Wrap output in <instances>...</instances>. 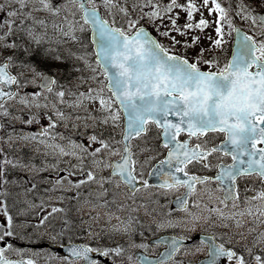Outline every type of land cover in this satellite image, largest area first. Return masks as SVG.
<instances>
[{
	"label": "snow or ice",
	"instance_id": "obj_1",
	"mask_svg": "<svg viewBox=\"0 0 264 264\" xmlns=\"http://www.w3.org/2000/svg\"><path fill=\"white\" fill-rule=\"evenodd\" d=\"M126 3L127 0H124V3L120 0H99V3L98 0H10L6 6L0 2V12L8 9L5 18L0 19V54L4 50L14 52L21 47L15 40L10 39L11 37L27 40L36 45L44 41L46 32L44 35H37L35 27L46 29L48 25L45 19L37 18L35 13H47L52 17H59L62 12L65 13L63 22L67 25V30L55 22L52 27L73 41L77 40L75 25L82 21L79 31L88 30L85 28L88 26L96 45V67H93L84 56L75 58L83 61L85 67L91 71L93 75L89 79L92 81H98L97 72L98 69H102L111 96L105 98L103 87L95 89L89 86L86 91L78 90L73 93L69 90L68 95L73 97L71 103L64 99L66 95L64 90L56 91L54 93L56 101L70 108H84L85 101L98 104V110L107 113L100 121L103 125H108L111 120L113 126H118L116 122L119 121L120 112L123 111L127 118L126 127L122 133L123 141H130L133 136H141L148 130L149 123L162 129L165 140L163 147L168 149V153L165 159L160 161L159 166L149 173L158 177L160 183L150 185L148 180L143 179V172L136 171L138 162L133 159L134 154L128 143H124L123 152H121L96 134L89 135L85 144L55 132L54 130L61 123L67 128V121L72 117L62 111L56 102H48V96L45 93L53 94V86L57 81L46 71L37 70L31 64H21L19 67L32 74V79L26 81L23 86L30 83L38 90L25 95L15 90L6 91V88L13 85L17 88L22 87L20 76L24 73L13 75L10 71L12 67L18 66L13 56L6 57L0 63V117L10 118L13 122L19 121L27 125H40L41 119L46 120L47 123L38 133H19L15 137L9 134L8 140L4 141L0 137V141L9 146L13 139L43 146L44 155L53 157L56 163L46 165L38 171L66 173L63 176H57L52 187L48 189L49 192L79 190L82 186L95 184L100 189L97 193L98 197L103 198L108 194L105 184H113L116 188L123 185L133 195L141 190L137 187L138 184L144 189L155 187L162 195L183 188L185 190L183 198L178 196L177 202L182 207L186 219L181 220L180 223L196 225L202 219L207 221L208 218L203 216V210L215 213L221 221L220 227L227 228L229 225L225 221L233 220L239 228L241 221L236 217L245 215L255 217L260 223H264V187L248 199L252 207L241 212L226 214L222 208L207 209V206L202 209L200 203L194 202L191 207L201 209L200 214H197L190 210L188 204V198L196 193V186L209 181L214 180L224 191V197L219 201L224 208H228L229 203L233 208L238 207L236 201L239 196L235 189L238 177H254L264 185V147H258V145H264V14L256 12L251 4H244L243 0L237 5L238 11L235 14L249 24V32L252 33L250 35L234 26L229 16L231 6L225 8L218 0H202L200 6L195 0H186L184 4L179 3L178 0H168L166 4L162 3V0H136L132 6V12L138 14L136 18H133ZM13 4L18 7L12 8ZM210 4L211 7H209ZM101 6L112 17L110 20L100 15ZM259 6L264 8V0H260ZM201 7L207 8L210 15L215 13L216 18L209 21L201 13L199 21L193 23L194 13L199 12ZM25 9L28 10L25 11ZM113 9H118L122 14L123 26H116ZM176 9L187 14V22L183 27L177 24L179 13L173 15ZM77 14L80 21L74 19ZM69 15L73 17V20H69ZM165 19L169 22L167 25L164 24ZM27 21H31L30 26H26ZM142 22L151 24L160 36L170 41L172 48L181 44L185 49L194 48L200 40L199 36H193L191 43L187 41L182 43L176 35H172L173 32L179 36H187L190 30L203 32L214 25L215 39L208 37L211 47L200 48L195 59L190 62L185 56L175 54L172 48H166L147 31ZM225 25L229 29L227 33L224 30ZM162 28L166 30L161 31ZM233 33H235L234 36H232ZM225 35L232 37L233 40L232 54L227 62L221 65L219 58L215 56L205 59L206 51L225 50L224 45L227 43ZM24 51L27 52L28 49L24 48ZM52 59L63 62V58L59 55ZM202 65H206L208 70H201ZM75 70L81 71L79 68ZM85 82L81 77L80 84L83 85ZM41 99L45 102L41 103ZM9 102L19 103L30 112L32 109L37 111L27 119L13 116L9 111L11 106ZM114 104L118 107L113 108ZM170 116L177 117V122L169 119ZM79 119L80 117L77 116L76 120ZM76 126L73 124V127ZM209 132L222 133L225 137L224 144L221 147L208 148L206 142L190 145L188 141L181 142L178 139L182 133H186L189 139L195 137L199 141ZM96 144L99 147H93ZM218 151H222L225 156H231L233 163L227 166L217 165L219 171L215 177L190 174L189 165L201 164L204 168H210V164L205 161ZM104 152H107L109 156L118 155L120 160L105 161L101 155ZM65 157L68 159L65 160ZM152 159L155 157H148L143 163H148ZM61 162L66 163L67 168L61 169L59 167ZM8 167L37 171L31 165L10 159L5 155L4 148L0 147V188L9 183L5 178ZM105 169L110 170V175L98 176L97 172ZM76 176L80 179L75 181L71 179ZM226 181L230 182L227 188L224 187ZM35 187L36 185L33 184L28 191ZM5 196L7 191H0V197ZM52 199L53 197L50 196L49 200ZM55 200L62 202L63 197H55ZM108 203L110 202L104 200L103 203L93 206V210L96 207L106 208ZM36 208L42 211L47 209L46 214L40 217L37 224L14 225L7 203L0 199V216L4 217V222L0 223V242L5 243V246L0 247V264H37L35 257L40 255L39 252L16 248L12 243L7 242L6 238H16L17 227L49 228L46 234L53 244L60 241L63 234L69 230L70 222L67 219L63 220V226L59 231L54 224H51L56 214L64 213L65 209L52 204L46 205L44 201H41L39 205L28 203V209ZM123 210V207L118 206L117 211ZM106 215L109 221L115 219L119 222L112 226L111 231L128 232L130 223L125 225L115 213L109 212ZM97 219L99 216L93 217V220ZM121 225L124 226L121 227ZM165 226L178 227L179 224L172 220L158 224L161 228ZM252 231L255 229H249V232ZM89 236H93V233L89 232ZM241 236L243 237V233ZM215 239V237H209L201 241V244L207 243L209 264H218L225 258L231 264H264V255H254L252 248L245 247L249 260L243 255H238L236 251L226 248L224 243H216ZM257 243L264 245V232L259 233ZM60 246L63 247L62 244ZM178 250V241H172L168 260ZM260 251L264 253V247H261ZM121 252L120 247L102 250L88 245H76L70 246L68 254L64 257L53 255L52 258L60 260L61 264H80V262L99 264V261L90 259V253L108 257L110 253L119 256ZM7 253H12L17 259L10 258ZM168 260L161 259L159 264H168Z\"/></svg>",
	"mask_w": 264,
	"mask_h": 264
},
{
	"label": "rangeland",
	"instance_id": "obj_2",
	"mask_svg": "<svg viewBox=\"0 0 264 264\" xmlns=\"http://www.w3.org/2000/svg\"><path fill=\"white\" fill-rule=\"evenodd\" d=\"M248 0H243L244 4H248ZM0 2L4 3L6 6L10 3V0H0ZM121 3H124V0H120ZM136 2V0H127L126 7H128L129 11L132 13L133 18H136L138 15L135 12H132V6ZM179 3L184 4L186 3V0H178ZM196 4L200 6L202 4V0H195ZM219 3L225 8H229L231 6V11L229 12L230 18L233 20V22L237 23L238 25L243 26L245 29L249 31V24L242 21L240 17L236 16V11H238L237 5L241 3V0H218ZM260 0H253V4L259 6ZM99 3V0H98ZM162 3H168V0H162ZM212 5L210 4L209 7ZM18 5L13 4L12 8H17ZM31 7V6H29ZM260 7V6H259ZM8 9L6 8L5 12H0V19L5 18L6 11ZM28 9H25L27 11ZM101 12L109 19L112 17L109 15V13L101 6L100 7ZM176 13H179V19L177 20V24L180 27H183L184 24L187 22V14L180 9H176L173 15ZM201 13H203V17L209 21H213L216 18V14H209V11L207 8H200V11L197 13H194V19L193 23H196L201 18ZM41 13L34 15L37 16V18L45 19L48 27L46 29L40 28L39 26L35 27V31L37 35H44L46 32V36L43 42L40 45H36L34 43H30L27 40L18 39L17 37H11L10 39H13L17 42V44H20L21 47L17 50L8 51L4 50L2 54H0V61L8 56H13L15 63L18 65L17 67H12L15 72L19 75L20 73H24V75L20 76V81L22 87L17 88V91L21 95L25 94H31L38 89L35 85H32L30 83H27L26 86L25 82L32 79V74L30 72H27L26 69L19 67L21 64H31L36 67L37 70H41L43 68H47L50 70L57 78V83L53 86V94L45 93V95L48 96V102H56L57 106L64 111L66 114H70L72 119L67 121L68 127H64V124L61 123L58 125V127L54 130L55 132L63 134L65 137H67L69 134L74 135L72 140L78 142V143H85L87 144V137L89 135L96 134L99 138L106 140L113 148L120 149L121 144L117 143L120 142L119 138L122 131V123L121 120L117 121L118 126H113V123L111 120H109L108 125H103L100 123V121L104 118L107 113L98 111V104H91L85 101V107L84 108H70L65 105H60L55 98L54 93L56 91L64 90L66 92V95L64 99L71 103L73 100V97L71 95H68L69 90L73 93L79 91H86L89 86L95 89H99L101 87L104 88L103 95L105 98H108V95H106V89H105V79L103 77L102 71L98 69L97 76L98 81H92L89 79L91 75V71L87 69L83 63V61L77 60L75 57L77 56H84L89 63L93 65V67H96V62L93 58V53L90 49H88V43L86 39V35H84V31H79L80 24L82 22L80 21V18L76 15L74 18L76 21H80V24H76L75 28V36L77 37L76 41L71 40L68 37H64L60 32L53 29L52 25L53 23L59 24L61 27L65 28L67 30V25L63 22V17L65 13H61L59 17H52L45 13L43 16L40 15ZM112 14L115 16L116 21L118 23L124 24V18L122 17V14L119 12L118 9H113ZM69 20H73V17L69 15ZM19 23V21H17ZM147 27L153 31L155 35L159 38V40L162 43H165L168 48H172V45L170 41L167 38H164L160 36L154 29V27L151 24L144 23ZM159 23V21L157 22ZM169 22L167 19L164 20V24L167 25ZM119 24V25H120ZM31 21L26 22V26H30ZM121 26V25H120ZM166 29L162 28L161 31H164ZM225 33L229 31L227 28V25L224 26ZM251 33V32H250ZM172 35H176V38L182 43L184 41H187L188 43H191V38L193 36H199L200 40L197 43V45L194 48L185 49L182 44L177 45L175 48H172L173 51H181L187 54L190 58L193 60L195 59L196 53L199 52L200 48L209 49L211 47V43L208 39V37H212L215 39V30L214 25L210 26L209 28L205 29L203 32L199 30H190L188 32L187 36H179L175 32L172 33ZM225 40L227 43L230 41V36L225 35ZM226 45V44H225ZM224 45V46H225ZM37 46H44V48H39V58L35 62H32L29 58L30 52L34 47ZM24 48H27L28 51H24ZM82 48V49H81ZM50 50V51H49ZM53 53L51 56L50 53ZM61 56L63 58V62H58L52 59L54 56ZM49 56H51L49 58ZM213 56L218 57L219 61L225 57L224 51L221 50H213V51H206L205 52V59H211ZM48 58V60H47ZM202 67H207L206 65H202ZM81 69V71H76L75 69ZM84 78L86 81L83 85L80 84V78ZM39 83V82H37ZM41 103H44L45 101L41 99ZM9 111L13 116H19L23 119L30 118L33 113H35L37 110L32 109L31 112L27 109H24L22 105L16 102H9ZM113 108H116L113 106ZM80 111V112H79ZM79 116L80 119L76 120V117ZM94 118V119H92ZM0 125H3V127H0V137L3 138L4 141L8 140L9 134H12L13 137H15L19 133H25V134H35L40 131V128L42 126H45L47 121L44 119H41L40 125H27L22 124L19 121H11L10 118L2 117L1 118ZM73 124L77 125L76 127H73ZM96 131L95 133L92 131ZM109 131V136L105 133ZM70 135L68 137H70ZM138 142L143 143L144 141L139 140ZM1 146L4 148V153L7 155L10 159L13 160H19L23 164H28L33 166L37 171H28L21 168H11L8 167L6 169L7 172V178L10 177L11 180H8L9 183L4 185L6 186L7 192H11L13 190V196L18 200V202L22 205L20 208L17 209V212H25L24 215H19V218L16 217L14 220V225H19L21 223H27L30 225H35L38 223L41 216L46 214V210L42 211L39 208L36 209H28V203H32L35 205H39L41 201H44L46 205L52 204L56 207H61L65 209L64 213H58L56 214L55 218L51 220V224H54L57 231L63 226L62 222L64 219H67L70 222V228L65 233L70 232L73 236L77 237L78 235H82L85 240L88 239L89 232L99 235L102 232H113L111 231V228L113 225H117L119 222L115 219H112L111 221L108 220V216L106 213H115L118 215L122 221H124V224H129V219L125 218L127 215L134 217L136 213L132 214L135 209L139 211L140 207H143L146 203L151 205L152 208L155 209V205L150 204L149 200H159L161 198L159 191H148L145 193H140L138 195H133L130 193H127L126 195L123 194L124 188L122 186L120 188L114 187L113 184H105V188L108 190L107 196L100 198L98 197L97 193L100 191L97 185L90 184L86 186H82L79 190H71V191H56V192H49L48 189H50L57 179V176H63L66 175L65 172H59L56 171H38L39 169L43 168L46 165L54 164L56 163L55 159L51 156H45L42 145H39L37 143L33 142H24L21 140L13 139L11 146H9L7 143H3L1 141ZM93 147H99L98 144L93 145ZM37 149H40V151H37ZM139 154H146L148 151L143 150V148H138ZM103 156V159L105 161H109L110 158H112L115 155L109 156L107 152H104L101 154ZM68 158L65 157V160ZM75 162V161H73ZM90 163V160H89ZM59 167L61 169L67 168V164L61 162L59 164ZM98 176H109V169H105L103 171L97 172ZM71 179L78 180L80 177H71ZM35 184V189H32L31 191H28V189L32 188V185ZM9 185V187H8ZM16 188V190H14ZM65 188H67V185L65 184ZM123 189V190H122ZM39 191V192H38ZM35 196V198H33ZM53 197L52 200H49V197ZM139 196V197H137ZM203 196H211L215 197L218 196V193L216 191H207L205 188H201L198 193L195 194V197L193 198V201L191 203V206L194 202H198L201 204L202 209H204V206H207V209L211 208H219L222 204L215 203L212 200L209 202H203L202 197ZM55 197H63L62 202H58L55 200ZM124 197H130L134 199V203L131 202L129 205H127V202L130 200V198H124ZM172 197V196H170ZM252 197V196H250ZM104 200L109 201L106 208H99L96 207L93 210V206L98 205L99 203H103ZM88 201V203H86ZM111 201H115V203H111ZM254 204L256 202H253ZM123 207V211H117V208ZM190 206V210L197 212V214H200L201 209H195ZM249 207H252L249 203L242 206L239 210L245 211ZM128 212V213H127ZM238 212V211H233ZM145 215H149V218L146 219V224L149 223H166L168 220H172L174 223H178V227H168L165 226L163 228L158 227L159 229H166V228H172L176 229L178 232H191L195 229H201V228H215L216 224L218 223L220 225L221 221L220 219L216 218L215 213H210L207 210H203V216L206 217L207 214L212 215L205 220H200L198 224L196 225H185L183 223H180L181 220L186 219L185 213L184 214H177L175 216H169L167 219L164 218V216H161L160 218H157L156 214L151 215L148 209L144 210ZM227 214H230V212L227 211ZM99 216V219L93 220V217ZM18 218V219H17ZM160 220V223L156 222V220ZM236 219L241 221V227L237 228L235 225V221L233 220H227L225 223H227L229 226L227 228H224V230H221V233L225 234L229 241L232 243H238L242 247H249L253 249L254 255H264V253H260L261 247H264V245H260L257 243V237L259 233L264 232V223H260L258 220L255 219V217H250L245 215L244 217L237 216ZM131 225V223H130ZM124 225H121L123 227ZM28 228V227H27ZM131 228V227H130ZM130 228L128 231H130ZM26 228H16L17 235L24 236V237H32L30 236L31 233L37 232L35 237H43L44 239H49V236L46 234L49 231V228L41 227L39 229H35L33 227H30V229H26L29 231H25ZM249 229H255V231L249 232ZM218 231V230H217ZM219 232V231H218ZM115 233V232H113ZM117 234H123L124 232H116ZM241 233H243V237L241 236ZM118 236V235H117ZM33 237V238H35ZM255 245V246H254ZM135 246H132L134 248ZM29 250V252H39L40 255L37 256L39 259H41L40 256H45V264H61V261L59 262L58 259H53L51 256H49L48 252L41 249H34V248H23ZM245 257L248 256L247 252H245ZM43 264V263H40Z\"/></svg>",
	"mask_w": 264,
	"mask_h": 264
},
{
	"label": "flooded vegetation",
	"instance_id": "obj_3",
	"mask_svg": "<svg viewBox=\"0 0 264 264\" xmlns=\"http://www.w3.org/2000/svg\"><path fill=\"white\" fill-rule=\"evenodd\" d=\"M154 139L157 140L151 146V148L153 149L154 152H156V157L152 165L155 163V161L161 159V157L166 151V148L163 147L160 138L155 137ZM178 139L182 141H188L190 145H195L196 143L203 144L206 142L207 147L211 148L219 144V142L224 139V135L222 133L209 132L207 136L201 137V139L198 141L195 137L189 139L187 135L181 134L178 137ZM230 162H231V156H225L223 155L222 151H218L216 153H213L211 156H209L207 161H205V163L210 164V168H204L201 164H194V165H189L188 171L196 175L215 177L219 171V169L216 166L222 164H229ZM136 171L138 173L142 172L138 166V163L136 165ZM262 187H264V185H262L257 178L238 177L235 188L239 196V199L236 201V203L238 204L241 202L243 195L249 196L253 192L256 193L258 191L257 189L258 188L261 189ZM201 188H205L207 191L218 192V196L215 197L203 196L202 197L203 202H209L212 200L215 203H219V201L224 197V191L221 190V187L218 186V184L214 180L209 181L208 183L203 185L198 184L196 186V191ZM183 192L184 189L181 188L177 191V193H175L174 196L175 197L179 196ZM194 197L195 194L188 198L189 205H191ZM144 206H149V204L146 203ZM228 206H232V204L229 203ZM181 213L182 212L177 211L176 209L168 208L165 213H161L160 211L158 212L153 210V212H151V215L153 216L156 214L157 218L164 216V218L167 219L169 216H175L176 214H181ZM145 218L146 216L144 215V213L142 215L140 212L138 221L131 224V228L130 231L128 232L127 237H126L127 234L126 235L122 234L121 236H117L118 234L107 231V232H102L99 235H95L96 234L95 233L91 237L88 235L87 240H85L82 235H78L77 237H75L74 240H78L81 243L83 242L87 243L93 248H99L102 250L103 249L111 250L116 247H120L122 249V252L119 256L115 255L114 253H110L108 257H103L100 256L98 253H93L94 256H92L90 259H95L99 261V264H159V261L161 259L168 260V252L170 251V249H168V251H162L165 247L168 246L169 243L167 240H159V235L175 232L176 229H172V228L159 229L157 223L155 222L146 224ZM156 222L160 223V220L157 219ZM201 231L213 233L216 239L220 243H224L225 246H232L238 255L245 256L246 254L245 247H242L238 243H232L231 241H229L228 238H225L226 235L221 233L219 229L201 228V229H195L191 232H179V234L183 236H187L188 241L186 245L179 248V250L172 255L171 259L168 260V264H197L203 257H206L208 255V247L205 244H201V242L194 237L195 233ZM10 240L15 245L21 243L17 240V237L10 238ZM23 244L24 243H22V245ZM29 245L33 246L34 244L29 243ZM132 246L135 247L132 248ZM260 253L262 252L260 251ZM51 254L59 257L65 256V255L61 256L60 254L53 252ZM245 258L250 260L249 256ZM37 260L39 261L38 258ZM41 260L45 264V256H42ZM58 261L60 262V260ZM80 264H83V262H80ZM218 264H231V262H227L225 258L219 261Z\"/></svg>",
	"mask_w": 264,
	"mask_h": 264
},
{
	"label": "water",
	"instance_id": "obj_4",
	"mask_svg": "<svg viewBox=\"0 0 264 264\" xmlns=\"http://www.w3.org/2000/svg\"><path fill=\"white\" fill-rule=\"evenodd\" d=\"M235 27H236V26H235ZM236 28H238V27H236ZM240 30H241V29H240ZM241 31H242V30H241ZM234 35H235V33H234ZM91 39L93 40L92 33H91ZM94 46H95L94 48H95V51H96L97 49H96V45H95V43H94ZM232 47H233V46H232ZM231 54H232V52H231ZM230 57H231V55H230ZM230 57H229V58H230ZM126 123H127V120H126ZM126 123H125V124H126Z\"/></svg>",
	"mask_w": 264,
	"mask_h": 264
},
{
	"label": "bare ground",
	"instance_id": "obj_5",
	"mask_svg": "<svg viewBox=\"0 0 264 264\" xmlns=\"http://www.w3.org/2000/svg\"><path fill=\"white\" fill-rule=\"evenodd\" d=\"M98 111H99V110H98ZM79 112H80V111H79ZM92 131L95 133L94 130H92ZM69 135H70V134H69ZM69 135H68V136H69ZM68 136H67V137H68ZM70 137H71V139H72V138L74 137V135H70ZM38 192H39V191H38ZM33 198H35V196H33Z\"/></svg>",
	"mask_w": 264,
	"mask_h": 264
}]
</instances>
